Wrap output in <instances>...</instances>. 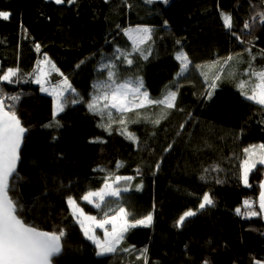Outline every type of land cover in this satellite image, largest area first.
<instances>
[{"label":"trees","instance_id":"16d2710c","mask_svg":"<svg viewBox=\"0 0 264 264\" xmlns=\"http://www.w3.org/2000/svg\"><path fill=\"white\" fill-rule=\"evenodd\" d=\"M130 2L131 9L122 0H76L75 4L0 0V11L10 13L9 19L0 18V69L20 70L19 83L3 82L0 87L8 94H20L18 115L29 129L10 195L26 205L22 215L29 224L41 230H65L62 251L52 258V264H144L136 257L145 247L148 264H203L204 260L254 264L264 260L261 215L247 218L236 213L237 208L246 211L245 200L259 211L257 195L264 165L258 164L250 173L251 187L239 177L246 158L243 149L264 143V106L241 96L236 82L249 77L239 75L234 81L227 75L229 66L213 97L205 99L201 95L206 87L204 77L194 67L242 53L245 62L239 66L243 73L249 59L246 48L256 56L255 67L264 66L260 54L264 24L257 20L254 29H243L256 11H264V0H170L167 6L161 1L152 5L144 0ZM221 11L231 13V30L224 27ZM117 25L154 29L147 60L134 53L138 66L116 61L121 79L139 75L153 99L162 98L168 88L175 90L174 80L180 85L177 106L182 111L171 110L159 125L142 118L132 122L136 115L125 114L127 132L135 134V142L117 130L118 123L112 125L111 134L106 132L99 126L101 117L87 107L93 82L101 76L98 66L112 56L114 48H132ZM36 44L41 46L39 52ZM181 48L193 67L178 78L180 63L175 57ZM45 55L76 90L65 94V111L55 117L61 127H46L54 120V100L33 82L35 66ZM203 70L215 72L219 66ZM72 98L80 103L72 104ZM139 111L154 118L160 107ZM181 124L184 129L177 136ZM169 144L173 147L164 152ZM212 165H218L219 171L204 173ZM106 176L133 177L118 201L137 219L152 213L151 226L131 229L122 242L121 247L135 246L136 252L97 256L95 245L84 237L68 207L67 197L72 196L86 212L96 213L81 197L100 188ZM138 185H142L139 190ZM205 192L215 206L200 210L176 228L175 222L185 211L198 208Z\"/></svg>","mask_w":264,"mask_h":264},{"label":"snow or ice","instance_id":"6c2138e0","mask_svg":"<svg viewBox=\"0 0 264 264\" xmlns=\"http://www.w3.org/2000/svg\"><path fill=\"white\" fill-rule=\"evenodd\" d=\"M65 2L75 4L76 0H55L56 4H64ZM109 2L110 0H105V3ZM155 2L156 0H144V3L147 5H152ZM161 2L167 6L170 0H161ZM122 3L127 4L128 8L131 9L132 4L130 0H122ZM220 15L224 27L231 30V13L221 11ZM0 18L7 20L10 18V13L0 11ZM257 20L260 24H264V11H256L249 20L244 22L243 29H254ZM164 23L165 25L168 24L167 21H164ZM117 28L132 42V48L131 50L120 47L114 48L112 56L108 57L106 62H102L99 65L98 71L103 73L106 70L107 76L105 79L97 80L93 85L94 94L88 102L87 107L90 112L100 116L102 121L107 117V122H102L99 125L106 132L111 134L113 131L112 125L118 123L121 127L117 130L122 135L126 134L129 139L135 142V134L127 132L128 120L125 114L134 113L136 115L137 120L132 122H139L142 118L154 126L159 125L161 120L166 119L171 114V110L182 111L177 106L180 85L174 80L175 90L168 88L162 98L153 99L144 88L143 79L139 75L121 79L116 61H120L128 66H138L134 53L138 54L139 59L147 60L152 53L151 44L154 43V29L147 25H137L128 28H121L120 25H117ZM232 35L238 41L244 43L240 35H237L235 32H232ZM176 43L180 44V41L178 40ZM35 48L39 52L41 48L40 44H36ZM244 52L247 53L249 59L247 61L248 67L243 70V73L239 72V65L245 62L242 53L229 54L227 57L222 58V62L218 59L212 61L210 64L194 65L197 70H200L201 76L204 77L206 87L201 95L205 99L210 100L213 97L215 90L219 87V82L224 78L222 73L225 72L226 67L230 66L232 71L228 72L227 75L234 81H236L239 75L249 77L248 80L240 79L236 82V87L240 91L241 96L264 106V66L260 68L255 67L253 61H255L256 56L251 52V48L244 49ZM260 54L264 55V50H261ZM175 58L180 63V70L176 73V77H184L193 67V62L189 58V55L184 52L183 48H181ZM50 63L46 55L42 61H38V65ZM81 63H84V61H81ZM217 65L219 66L218 71L203 70L204 67L212 68ZM52 68L59 72V69H56L54 64ZM0 72L3 73L0 75V83L6 82L7 84H12L20 82V70L18 67H10L6 71L0 69ZM47 75L44 69L40 67L33 81L41 86L40 90L42 92L48 91V88L45 87ZM61 75L63 74L61 73ZM210 76L211 78H209ZM253 78L256 81L255 83H253ZM75 91L66 76L59 85L53 88L49 94L54 97V120L52 124L46 125V127H61L59 121L55 120V117L57 113L65 111L68 102V97L65 96V93H75ZM20 99V94H8L4 91L3 87H0V264H52V258L59 255L62 251V241L66 236L65 230L61 228L54 231H43L29 224L22 215L26 205L20 204L18 199L10 195V192L16 187L14 179L17 175V162L20 160L22 143L26 138V133L29 131L18 115L17 104ZM71 103L77 104L80 103V100L72 98ZM151 106L160 107L159 114L154 118H150L146 113L139 111ZM113 109L119 114L118 117L113 115ZM183 129L184 124H181L180 130L177 131V136L181 135ZM172 147V144H169L164 149V152H168ZM243 152L247 158L243 159L240 164L239 178L246 187H251L249 183L250 173L257 168L258 164L264 165V143L250 145L244 148ZM159 167L160 164L157 162L156 169L159 170ZM203 171L206 174L209 171H219V166L212 165ZM132 179L133 177L130 176H115L114 179L106 176L103 186L99 190L88 191L81 197L83 201L93 204L96 208L103 211V219L98 220L94 215H86L72 196L67 197V204L72 211L73 218L80 225L84 237L95 245L97 256H105L118 251L124 253L136 252L135 246L121 247L126 233L138 226L149 227L153 223L151 212L137 219L123 206H120L118 210L112 209L110 202L106 199L107 197H113L119 200L122 192L128 191L127 187H120V182H129ZM201 179H206V176H201ZM217 183H220V181L217 180ZM141 187L142 185H138L137 190ZM259 188V211L252 210V203L249 200H245L243 207L246 211L242 212L240 208H237L236 213L238 215L251 218L264 214V181L260 182ZM209 206L214 207L215 202L210 194L205 192L198 208L196 210L189 209L185 211L175 222V227L178 229L182 228L189 218L196 216L197 212ZM105 207H107V211H104ZM113 212L115 214H110ZM106 225H111V229L109 230ZM95 229L103 230V239L96 234ZM138 251L139 255H137L136 259L143 260L144 264H148V249L145 247ZM203 264H210V262L204 260ZM254 264H264V260H255Z\"/></svg>","mask_w":264,"mask_h":264},{"label":"rangeland","instance_id":"374dc122","mask_svg":"<svg viewBox=\"0 0 264 264\" xmlns=\"http://www.w3.org/2000/svg\"><path fill=\"white\" fill-rule=\"evenodd\" d=\"M55 1V0H54ZM131 42V41H130ZM131 45H132V42H131ZM42 61V60H41ZM107 60H105V61H103V62H106ZM50 64H44V65H38V63H37V65L35 66V69H34V72H33V79L35 80V78H36V74H37V70H38V68H40V67H42L43 69H44V71L48 74L47 75V77H46V80H47V83L45 84V87H47L48 88V91L47 92H44V93H47V94H49L50 92H52V90H53V88H55L57 85H59L60 84V82L63 80V78L65 77L64 75H61V72L59 71V72H57L55 69H53L52 68V65L54 64L51 60H50ZM55 65V64H54ZM55 68L57 69V67L55 66ZM98 68H99V66H98ZM227 71H232V68L229 66V68L227 69ZM226 71V72H227ZM239 72H241V67L239 66ZM100 77L97 79V80H102V79H105L106 78V76H107V71L105 70L103 73H101L100 72ZM51 77H57L56 79H52ZM97 80H95L94 82H93V85L97 82ZM41 87V86H40ZM237 88V87H236ZM66 94V93H65ZM94 94V88H93V92H92V95ZM50 95V94H49ZM92 95H91V97H92ZM52 97H53V95H51ZM53 100H54V97H53ZM112 112H113V115L114 116H119V114H117L116 112H115V109H113L112 110ZM104 123H106L107 122V117H105L104 118V121H103ZM247 158V157H246ZM245 158V159H246ZM115 177H113L112 179H114ZM126 183L127 182H124V181H121L120 182V187L121 188H124V187H126ZM103 186V185H102ZM101 186V187H102ZM100 187V188H101ZM100 188H98V189H94V190H90V191H96V190H99ZM109 202H110V207L112 208V209H114V210H118V208L120 207V206H122V204L118 201V200H116V198H113V197H107L106 198ZM76 200V199H75ZM77 204H78V206L80 207V208H82L83 209V207L77 202ZM96 210H97V212L96 213H88V212H86L84 209H83V211H84V213L86 214V215H94V216H96L97 217V219L99 220V219H103V211H101L100 209H98V208H96L93 204H91ZM69 207V206H68ZM70 209V208H69ZM108 209H107V207H105L104 208V211H107ZM70 212H71V214H72V211H71V209H70ZM110 214H115L114 212L113 213H110ZM106 227L107 228H109V230L111 229V225H106ZM95 232H96V234L101 238V239H103V236H104V232H103V230L102 229H95Z\"/></svg>","mask_w":264,"mask_h":264},{"label":"water","instance_id":"95a60500","mask_svg":"<svg viewBox=\"0 0 264 264\" xmlns=\"http://www.w3.org/2000/svg\"><path fill=\"white\" fill-rule=\"evenodd\" d=\"M156 1H161V0H156ZM23 145V143H22ZM22 148V146H21ZM17 165H18V162H17ZM261 181H264V169H263V172H262V178H261ZM260 181V182H261ZM259 193H260V188H259V192H258V195H257V204H258V208H259ZM261 215V220H262V223L264 224V214H260ZM41 230V229H39ZM43 231H47V230H43Z\"/></svg>","mask_w":264,"mask_h":264}]
</instances>
